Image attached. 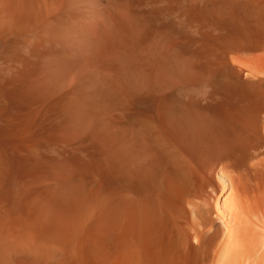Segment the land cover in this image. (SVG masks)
Here are the masks:
<instances>
[{
    "label": "bare ground",
    "instance_id": "1",
    "mask_svg": "<svg viewBox=\"0 0 264 264\" xmlns=\"http://www.w3.org/2000/svg\"><path fill=\"white\" fill-rule=\"evenodd\" d=\"M0 264H264V0H0Z\"/></svg>",
    "mask_w": 264,
    "mask_h": 264
}]
</instances>
